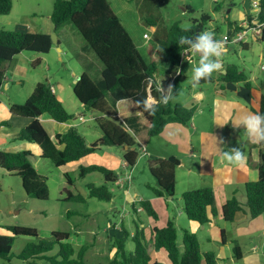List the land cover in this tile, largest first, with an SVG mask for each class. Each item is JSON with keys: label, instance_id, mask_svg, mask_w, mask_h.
Instances as JSON below:
<instances>
[{"label": "trees", "instance_id": "obj_1", "mask_svg": "<svg viewBox=\"0 0 264 264\" xmlns=\"http://www.w3.org/2000/svg\"><path fill=\"white\" fill-rule=\"evenodd\" d=\"M152 0H137V8L143 13L151 9ZM12 0H0V15H7L11 11ZM259 11L256 18L264 22V0H259ZM144 9V10H142ZM190 11H193L189 8ZM188 10V11H189ZM192 23L187 30L178 23L170 26L160 21H148V27L152 29V42L144 45L146 56H143L134 43L131 35L122 25L119 16L113 11L108 0H53L50 20L53 31L67 25L72 26L81 35L85 42L81 51L92 52L100 62L99 75L92 79L84 71L72 85V91L76 99L85 109L93 112L99 138L87 143L85 137L75 126L55 134L51 138L47 129L40 122L42 114H48L57 122H66L73 119L63 105L48 81L38 82L23 103H10L9 111L14 117L29 119V122L20 127L19 131L12 134L10 142L27 141L35 143L41 149L39 158L49 159L55 168L60 169L69 163L77 162L94 153L97 149L108 146L122 149V156L127 167L133 168L138 159L135 148V140L131 136L140 139L142 143L158 135L169 122L187 124L192 119L195 107H187L174 101L181 90L180 79L188 67L189 62L182 54L187 45L180 44L181 37H195L207 31V24L211 16L201 13L199 18H192ZM251 25V17H246ZM238 28V26H237ZM236 28V29H237ZM214 38L218 34L214 29ZM264 41V26L258 38ZM59 43V41H58ZM53 46L50 35L43 32L18 31L0 27V90L6 79V64L22 51H34L46 54ZM245 46V44L243 45ZM78 53L79 58H84ZM34 63H38L36 59ZM89 64H86L88 66ZM85 66V68H86ZM88 68V67H87ZM86 68V69H87ZM222 78L227 82H243L247 88L251 87L248 76L236 65L230 64L225 68ZM170 74L167 80L163 75ZM162 81V86L167 90L172 85V99L166 103L161 99V93L156 85ZM202 80L201 82H203ZM209 82L210 79L205 80ZM152 104L155 111L145 110L144 101ZM124 101L129 104L130 112L122 117L113 110L117 102ZM264 113V94L260 98L259 108L256 113ZM10 126L8 120H1L0 127ZM261 152L258 162V177L254 181L244 184L246 201L241 203L236 197L227 199L221 206V215L225 221L232 222L238 211L248 213L255 218L264 213V142L259 143ZM34 154L28 149L16 151L5 150L0 147V168L9 174L18 175L21 178L22 187L28 196L37 199L48 197L46 176L38 173L31 161ZM179 160L175 157L166 159L157 158L147 162L148 170L155 183L148 184L155 196H173L175 192V170ZM79 176L83 177L91 172H99L105 181L116 182L119 179L117 172L100 163L78 165ZM64 177L69 184L72 180L67 172ZM88 197L101 200L112 198L108 187L103 184L96 186L94 183L86 185ZM67 192L65 199L84 200L83 195ZM183 210L187 218L199 224L209 221V213L214 216L215 196L209 186L191 189L182 192ZM141 208L153 219L158 218L157 210L148 199L141 200ZM142 221L134 222V231L131 232L121 226L120 236L114 235L110 240V248L115 252L107 259V264H161L152 260L153 251L165 250L171 264H218L214 251L203 252L196 234L185 230L183 233V250L177 244L176 227L173 220H168L163 227H154L151 236L147 239L144 228L140 226ZM13 236L0 234V259L11 260V248L14 236H37V230L31 227L13 225L9 227ZM224 237V231H221ZM67 232L54 231L51 239L41 238L36 242H28L18 254L22 260L45 259L51 264H84V254L87 246H81L76 251L73 244L63 242L67 239ZM131 240L134 244L132 250L126 249V243ZM59 246L56 255L48 256L46 252ZM232 254L235 259H241L242 249L236 241L232 244ZM76 254V258L71 257ZM29 264H35L28 261Z\"/></svg>", "mask_w": 264, "mask_h": 264}, {"label": "rangeland", "instance_id": "obj_2", "mask_svg": "<svg viewBox=\"0 0 264 264\" xmlns=\"http://www.w3.org/2000/svg\"><path fill=\"white\" fill-rule=\"evenodd\" d=\"M108 1L113 11L119 16L122 25L131 35L138 50L145 57L147 56L144 45L152 42V32L148 23L145 22L147 18L151 19L148 20L150 22L158 20L166 26L176 22L185 28V26L191 25L192 18H199L201 13H207L211 16L207 24V31L212 32L214 29L218 33L216 35L218 39L225 34H230L232 32L231 26L238 24L246 15L251 17L250 24L252 26H256L260 22L256 18L260 8L259 6L258 8L253 7V0H152L150 11L153 14L144 9H142L144 10L142 13L137 8V0ZM52 4L53 0H12V8L9 14L0 15V27L10 30L47 33L52 27L50 20ZM189 8L193 11H190ZM243 20L245 21L242 24H245L247 19ZM51 33L59 36L57 40L59 43L61 41L64 60H59L54 44L50 57H46L47 60L36 58V56H43L42 53L22 51L6 64V75L9 77L10 89L5 93L3 92L0 97L8 101V93H10L11 99L23 103L36 83L50 80L51 85L60 93L66 109L73 114L72 122L79 133L85 136L87 142L95 141L99 137V130L96 121L93 120V111L79 107L75 103L78 101L72 91V85L75 78H78L84 71L92 79H96L99 75L100 62L92 52L82 53L81 48L85 42L72 26L67 25L66 28L62 27L57 32L48 34ZM243 42H248V47H243L240 42L230 41L228 43L229 52L222 53L218 60L220 63H224V67L236 64L248 76L252 85L259 86L264 91V68H262L264 67V41L254 40L252 30L246 29ZM78 53H82L84 58H79ZM36 59L38 63H34ZM86 64L89 65L86 66ZM85 66L88 68L86 69ZM72 69H75L76 74L71 72ZM193 69L194 67H192V72ZM19 80L21 83H16ZM207 89L209 90L210 87ZM113 110L120 118L121 106H115ZM80 116H83V119H80ZM9 118L11 117L0 119L9 120ZM19 129V124H12L10 127H0V133L12 135L17 133ZM131 136L136 142L135 147L138 149V157H140L143 155L144 148L140 147L139 140L135 136ZM22 142L24 141L8 142L1 144L0 147L13 148ZM230 148L233 146H228L227 150ZM106 149L118 152L115 147L106 146L102 148V153H98L97 157L104 155L107 152ZM107 155L109 157L112 154L108 153ZM100 159L93 160V163H104ZM143 159L144 161H139L133 168L117 167L119 161L117 163L114 158L108 160V165H113V170L117 171L123 182V184H117L105 181L99 172H91L80 177L77 167L72 168L70 165L65 169H57L49 159H41L39 156L33 155L31 157L33 165L39 174L47 178L48 197L46 199L28 196L22 187L19 176L9 174L0 168V234L13 236L9 230V227L13 225L34 228L38 234L37 236H14L10 252L11 260L0 259V264H29L28 261L35 264H51L45 259L38 258L22 260L18 254L28 242H36L41 238L51 239V234L54 231L67 232L69 236L63 242L73 244L76 251L81 246H87L84 264H107V259L115 252V248H110V240L114 238L112 234L119 232L120 226L124 224L128 230L133 231L134 222L142 221L145 225L163 227L166 225V218L168 217L173 220L176 227L177 244L181 251L183 250L184 231H194L193 233H197L201 238L202 248L211 249L215 252L218 264L224 262L230 264L229 249L222 247L218 236L216 240L212 239L208 242L204 238L206 228L194 230L197 222H191L187 218L180 196L174 197L173 195L174 199L167 201V204L170 205L169 209L164 207V201V205L157 204L155 208L159 216L156 220L145 213L140 203L141 200L149 199L154 195L148 188V184L153 185L155 181L148 170L146 159ZM65 172L72 180V184H69L64 177ZM89 183H94L96 186L105 184L111 192L112 198L101 200L88 197L86 185ZM66 191L81 194L84 200L65 199L67 197ZM198 225L201 224L198 223ZM233 226L229 225V232ZM121 232L119 233L121 234ZM233 232L235 233L234 227ZM133 247V242L129 240L126 243V249L130 251ZM58 250L59 246L55 245L52 250L46 252V255H56ZM220 251L223 257L221 260L218 257ZM164 254L163 249L156 251L155 257L159 262L163 261V264H170ZM74 258H76V254L71 257V259Z\"/></svg>", "mask_w": 264, "mask_h": 264}, {"label": "crops", "instance_id": "obj_3", "mask_svg": "<svg viewBox=\"0 0 264 264\" xmlns=\"http://www.w3.org/2000/svg\"><path fill=\"white\" fill-rule=\"evenodd\" d=\"M247 16L248 15H246L243 19H246ZM243 19L239 22L240 24H233L231 26L232 31L236 29L237 26L240 27L243 25L242 23L245 21ZM64 28H66V26ZM50 32H54L53 26L49 28L47 33ZM57 37L59 38V36ZM214 39L221 41L220 37L219 39ZM253 39L257 40L258 38L253 35ZM242 44H245L243 47H248V42H242L241 45ZM51 51L52 47L46 55L36 56V58L38 57L40 60H47L46 57H50ZM56 51L58 52L59 60H64V50L61 46V41L59 46L56 47ZM227 52H229V44L223 45L222 53L225 54ZM188 55L189 56H187L186 60L189 62V67L186 73L181 76V90L175 97L174 101L187 107L194 106L195 112L192 119L187 124L179 122L167 123L158 135L151 137L145 144L138 139L140 147L144 148V152L142 156L138 157L136 164L139 161H144L143 158L146 159V164L149 160L157 158H177L179 160V165L175 170L176 183L174 197L176 195L181 197V194L184 191L202 188L205 186L211 187L215 196L216 215L212 216L209 213V221L201 225H198L197 223V225L194 226V230L206 228V235L204 238L208 242L212 239L216 240V237L218 236L223 245L222 247L229 249L228 258L230 264H264V213L255 218H251L248 213L238 211L232 222L225 221L221 215V206L227 199L234 196L241 203H245L246 195L244 192V184L249 181H254L258 177L257 166L261 147L259 143H254L250 140L246 130L242 126L238 128L234 127L232 122L239 120L242 115L256 113L259 108L260 98L262 94H264V91L261 90L259 86L252 85V83L251 87L247 88L243 82L232 83L224 80L222 75L225 74L226 67H224L223 62L221 63L223 66L222 69L215 72L209 82H205L204 80L194 88L192 87L191 82V74L193 73L192 67L198 65L199 54H193L190 52ZM71 72L76 74L75 69H72ZM169 75L170 74H164V80H167L168 77H170ZM76 80L77 78H75L74 82ZM48 82L51 84L50 80H48ZM16 83L20 84L21 80ZM51 87L64 105V101L60 93L53 85H51ZM207 87H210V89L208 90ZM2 88L3 89L0 90V95L10 89L9 77H7V75ZM16 102L18 101L11 99L10 93H8V101H5L0 97V118L11 117L8 120L10 122V126L12 124H19L20 127H22L29 122V119L14 117L9 111L10 103ZM75 103H77L79 107H83L79 101ZM115 106H121V116L130 112L129 104L124 101L117 102ZM1 120L3 119H0V121ZM39 120L47 129L51 138H54L55 134L63 132L69 127L74 126L72 119L66 122H57L48 114H42L39 117ZM10 136L11 135H8L7 133H0V145L7 144L8 142L10 143ZM83 137L85 136L83 135ZM96 140L97 139H95V141ZM228 146L239 147L242 150L244 154L243 163L234 165L229 163L224 158L223 151H227ZM103 147L97 149L89 156L82 158L77 162L69 163L60 169H65L70 165L72 168H76L80 164H93V160H98L99 158H101L100 160L104 162L102 163L103 165L112 170L113 165L109 166L107 161L113 158L117 161V163L118 161L120 162L117 167L128 168L127 163L122 156V149L116 148L118 149V152L106 149V151L112 155H109L108 157V153L105 152V154L102 155L103 158L102 156H99L98 158L97 155L98 153H102L101 150ZM2 148L11 151L28 149L34 155L39 156L41 154V149L37 144L27 141L18 143L16 147L13 148ZM134 148L138 150L135 146ZM117 182L118 181L115 183ZM174 197L152 195L148 200L152 202L154 208L159 203L164 205L165 202L164 207L169 209L170 205L167 204V201L174 199ZM168 220H170L169 217L166 218V223ZM191 222L196 223L195 221ZM229 225H234L233 227L235 228V233L233 232V227L229 232ZM140 226L144 228L147 239L151 236V230L156 227H152L150 224L145 225L143 222ZM119 230L121 231V226ZM133 231H130L131 234ZM221 231H224V237L222 236ZM117 233L115 234L120 236V233ZM196 236H198L197 238H199V242L201 244V238L197 235V233ZM244 237L246 239H243ZM233 241H236L242 249L243 255L241 259H235L231 252ZM201 250L203 252L212 251L211 249H203L202 245ZM155 252L156 251H153L151 253L152 260H157ZM164 256L168 259L166 251ZM218 257L219 260L223 258L221 251ZM160 262L163 264V261ZM201 264H204V262ZM223 264L227 263L224 262Z\"/></svg>", "mask_w": 264, "mask_h": 264}, {"label": "clouds", "instance_id": "obj_4", "mask_svg": "<svg viewBox=\"0 0 264 264\" xmlns=\"http://www.w3.org/2000/svg\"><path fill=\"white\" fill-rule=\"evenodd\" d=\"M187 30V26H185ZM214 33L205 31L192 39L190 37H181L180 44L187 45V52L199 54V63L194 67L191 82L192 87H197L202 80L211 79L215 72L222 69V64L218 58L222 55L223 45L219 40L213 38ZM157 91L161 93L163 102L172 99V85L167 90L162 86V81L156 85ZM145 110L155 111L152 103L144 101ZM234 127H243L250 140L254 143L264 142V113L245 114L239 120L233 121ZM224 158L231 164L239 165L244 162V154L239 147L230 148L223 151Z\"/></svg>", "mask_w": 264, "mask_h": 264}, {"label": "built area", "instance_id": "obj_5", "mask_svg": "<svg viewBox=\"0 0 264 264\" xmlns=\"http://www.w3.org/2000/svg\"><path fill=\"white\" fill-rule=\"evenodd\" d=\"M253 7L258 8L259 6V0H253ZM248 23V22H247ZM243 24L242 26L238 27L237 29H234L230 34H225L222 37H220V42L223 45L228 44L230 41L232 42H240L242 43L244 40V36L246 35V29H251L252 34L256 37H258L262 31V27L264 26V22H259L256 26H252L249 24ZM242 28V29H241ZM214 38V37H213ZM190 52H187L186 50L183 52L182 56L186 59L187 56H189ZM80 119H83V116L79 117ZM118 184H123L122 180L119 178L117 180Z\"/></svg>", "mask_w": 264, "mask_h": 264}, {"label": "water", "instance_id": "obj_6", "mask_svg": "<svg viewBox=\"0 0 264 264\" xmlns=\"http://www.w3.org/2000/svg\"><path fill=\"white\" fill-rule=\"evenodd\" d=\"M50 39H51V42L52 44H54L56 47L59 46V43H58V40H57V36L55 33H51L50 34ZM149 102L152 103V98L150 97L149 98ZM134 147H131V149H133Z\"/></svg>", "mask_w": 264, "mask_h": 264}]
</instances>
